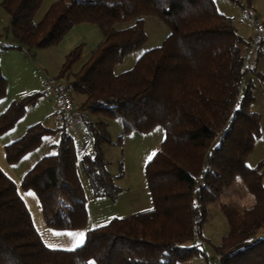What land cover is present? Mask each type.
Returning <instances> with one entry per match:
<instances>
[{
  "label": "trees",
  "instance_id": "1",
  "mask_svg": "<svg viewBox=\"0 0 264 264\" xmlns=\"http://www.w3.org/2000/svg\"><path fill=\"white\" fill-rule=\"evenodd\" d=\"M42 1H1L8 15L3 29L20 46L54 44L82 22L95 23L103 34L68 83L69 91L83 96L80 106L97 116L85 123L92 153L78 155L63 122L55 128L32 123L4 144L5 159L13 164L38 146L43 135L59 132L51 144L55 155L38 158L19 183L38 197L46 226H85L87 198L78 164L94 196L114 199L120 191L102 155V144L110 139L100 116L120 117L123 134L159 124L164 137L145 166L152 206L88 228L85 243L75 250L46 246L18 185L0 168V264H88L90 259L96 264H173L198 251V242H188L202 239L208 204L233 185L237 175L255 196V204L252 211L242 212L220 203L229 229L214 252L221 255L220 264H264V162L246 163L261 136V118L249 108V91L239 94L250 39L242 37L215 0H53L37 21ZM149 13L159 16L169 32L130 68L114 72V65L145 41L141 15ZM120 22L128 24L117 26ZM81 51L76 45L65 54L61 74L81 58ZM258 76L264 80V72ZM5 87L0 67V97ZM35 100L36 94L11 100L0 112V133Z\"/></svg>",
  "mask_w": 264,
  "mask_h": 264
},
{
  "label": "rangeland",
  "instance_id": "2",
  "mask_svg": "<svg viewBox=\"0 0 264 264\" xmlns=\"http://www.w3.org/2000/svg\"><path fill=\"white\" fill-rule=\"evenodd\" d=\"M52 1H42L35 14L36 20L42 17ZM215 3L218 10L230 19L245 40L250 39L252 21L264 19V0H215ZM0 7L8 23V15L2 8L1 2ZM141 17L143 18L146 39L139 47L125 54L114 65L113 71L116 73L130 68L143 51L160 45L169 32L168 26L159 16L149 13L141 15ZM126 24L128 22L116 23L117 26ZM4 26H1L2 29H0V34L2 35L0 41L3 46H12L5 47V53L1 54L0 67L6 79V87L4 95L0 97V112L7 107L11 100L20 99L28 94H36L35 102L28 104L23 115L11 127L0 133V142L6 144L21 136L26 127L32 123L42 122L50 128L61 125V119L58 117L57 110L55 111L56 105L53 98L43 94L42 82L46 77L60 75L65 54L76 45H81V58L72 64L69 71L61 74L70 82L72 71L80 66L88 53L102 39L103 34L95 23L82 22L73 25L54 44L27 49L24 45H19L10 31L5 32ZM263 72L264 41L255 50L251 68L246 71L239 91L240 96L246 90L249 91L252 97L249 108L260 114L263 131L247 157L246 163L248 166H255L260 160L264 162V80L258 76V74ZM70 94L74 104L77 106L81 105L83 96L73 91L72 88H70ZM87 111L89 120L95 121L97 118L96 114L89 110ZM103 117L100 116L106 122V130L110 142L102 144V155L106 162V168L120 191L114 199L107 196H94L85 173L81 166L77 165L86 193V222L90 227L102 225L112 217L128 216L152 206V196L145 174L146 156L157 151L164 137V129L159 124L145 132L130 131L123 134L120 117ZM80 126L75 130L69 131L74 138V147L76 151H80V148L85 147L83 148L84 152L92 153L91 142L85 143L86 138H88L87 134L90 135V133H87V130H81ZM58 133L56 131L55 133L43 135L39 145L24 154L12 166L19 170L20 168L26 169L42 155L55 152V148L51 144L58 141ZM120 135H122L121 140L118 139ZM1 162L4 163L2 160ZM262 171V182L264 184V166ZM242 190L243 186L235 183L224 189L225 193L229 195L234 191L242 192ZM220 203L219 199H217L215 202L208 204V218L201 229L202 239L195 237L188 242V244L198 242V251H192L186 258L176 260L173 264L212 263L214 260L213 247L221 243L222 236L229 229L228 221L220 207ZM38 214L41 217V213ZM38 214L32 210L35 221L38 218ZM89 262L96 264L92 259L88 261V264Z\"/></svg>",
  "mask_w": 264,
  "mask_h": 264
},
{
  "label": "built area",
  "instance_id": "3",
  "mask_svg": "<svg viewBox=\"0 0 264 264\" xmlns=\"http://www.w3.org/2000/svg\"><path fill=\"white\" fill-rule=\"evenodd\" d=\"M264 40V19L253 20L249 43L244 52V62L248 68L251 67L255 50ZM68 81L64 75L46 77L43 84V94L53 98L56 109L62 117L65 127L71 131L89 121L87 109L75 105L70 94ZM231 249L228 254L236 251ZM214 252V251H213ZM221 255L214 252V260L211 264H220Z\"/></svg>",
  "mask_w": 264,
  "mask_h": 264
},
{
  "label": "crops",
  "instance_id": "4",
  "mask_svg": "<svg viewBox=\"0 0 264 264\" xmlns=\"http://www.w3.org/2000/svg\"><path fill=\"white\" fill-rule=\"evenodd\" d=\"M0 2H1V0H0ZM6 23H7L6 16H5V14H3V12H1V7H0V29H2L1 26L6 25ZM252 23H253V21H252ZM252 23H251V28H252ZM2 44L3 43L0 41V60H1V54L5 53L4 51H6V48L3 47ZM1 72H2V70H1ZM56 110L57 109H55V111ZM57 114H58V117L61 119V124H62V122H63L62 117L60 116L59 112ZM80 129L86 131L85 124L81 125L80 126ZM86 132L88 133V131H86ZM87 137L88 138H86L85 143L91 142V136L87 134ZM4 144L5 143L0 142V168L3 170V172L8 177H10L18 185V191H19L22 199L24 200V202H25L28 210L30 211V214H31V217H32L34 226H35L37 232L39 233L40 237L42 238L43 242L45 244L46 243H48V244H56V245H58L57 248H60V249H69V248H71L72 245L75 243L76 237H74V236H68L66 234L69 233V232L78 233L80 231H84L86 233V230L88 228H92V227H90L87 222L85 223V226L83 228H78V229H74V230L53 229V228H50V227L46 226V224L44 223V219H43L42 213H41L40 202H39V199L36 196V194L31 189L22 190L19 187V183H20V180H21L23 174L33 164L31 163L29 165V167L26 168V169L25 168L24 169H21L20 168V170H19V169L14 168L12 166V164L7 163V161L5 159V155H4ZM83 148H85V147H82V148L79 149L80 151H77L78 155H81L82 153H84ZM1 160L4 161V163L1 162ZM29 192L33 193L34 195L33 196H28L27 193H29ZM32 210H34L37 214L38 213H41V217L38 214V218L36 219V221L33 218ZM106 222L107 221H105L104 223H106ZM94 226H98V225H94ZM49 230H51V232H60V233H62V235H60V236H54V235L51 234V232Z\"/></svg>",
  "mask_w": 264,
  "mask_h": 264
},
{
  "label": "clouds",
  "instance_id": "5",
  "mask_svg": "<svg viewBox=\"0 0 264 264\" xmlns=\"http://www.w3.org/2000/svg\"><path fill=\"white\" fill-rule=\"evenodd\" d=\"M243 181L242 178L237 175L235 177V184L242 185ZM219 202L228 205H234L237 209L243 211H252L253 206L255 204V196L250 193L247 188H243L242 192L234 191L231 195L226 194L224 190L219 194Z\"/></svg>",
  "mask_w": 264,
  "mask_h": 264
},
{
  "label": "snow or ice",
  "instance_id": "6",
  "mask_svg": "<svg viewBox=\"0 0 264 264\" xmlns=\"http://www.w3.org/2000/svg\"><path fill=\"white\" fill-rule=\"evenodd\" d=\"M237 108H239V105H237ZM157 130H159V129H157ZM45 139H48V138H45ZM50 155H55V153H50ZM155 155H156V152H152L149 155H147L146 156V162L151 161ZM25 158H27V157H25ZM27 195L28 196H33L34 194L31 193V192H29V193H27ZM194 206H195V204H194ZM97 227H102V226H99L98 225ZM91 230L92 229H89V232ZM49 231L51 232V230H49ZM51 234L54 235V236H60V235H62V233H60V232H51ZM66 235L76 237L75 243L72 245L71 248H69L67 250H75L76 248L82 246L85 243V239L84 238L86 236V233L84 231H80L78 233L69 232ZM46 246L48 248H50V249H55V248L58 247V245H56V244H48V243H46ZM197 247H198V245H197ZM89 264H93V262H89Z\"/></svg>",
  "mask_w": 264,
  "mask_h": 264
}]
</instances>
